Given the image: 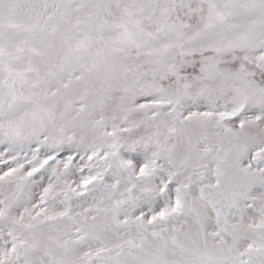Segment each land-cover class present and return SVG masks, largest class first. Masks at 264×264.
<instances>
[{"label":"snow or ice","instance_id":"snow-or-ice-1","mask_svg":"<svg viewBox=\"0 0 264 264\" xmlns=\"http://www.w3.org/2000/svg\"><path fill=\"white\" fill-rule=\"evenodd\" d=\"M0 264H264V0H0Z\"/></svg>","mask_w":264,"mask_h":264}]
</instances>
